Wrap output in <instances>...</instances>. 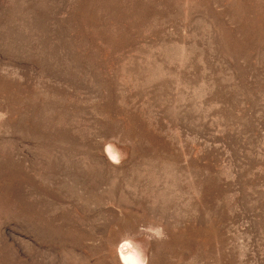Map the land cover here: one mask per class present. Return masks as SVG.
Masks as SVG:
<instances>
[{
    "label": "rangeland",
    "instance_id": "obj_1",
    "mask_svg": "<svg viewBox=\"0 0 264 264\" xmlns=\"http://www.w3.org/2000/svg\"><path fill=\"white\" fill-rule=\"evenodd\" d=\"M124 239L264 264V0H0V264Z\"/></svg>",
    "mask_w": 264,
    "mask_h": 264
},
{
    "label": "clouds",
    "instance_id": "obj_2",
    "mask_svg": "<svg viewBox=\"0 0 264 264\" xmlns=\"http://www.w3.org/2000/svg\"><path fill=\"white\" fill-rule=\"evenodd\" d=\"M109 159L114 164H119L121 162V157L119 155L109 153ZM148 232L150 233L147 237L149 240L153 237L161 240L166 239V234L162 227L149 228ZM120 247L125 249V252L120 254L121 264H149L146 251L139 241L124 239L121 241V244L118 245V250Z\"/></svg>",
    "mask_w": 264,
    "mask_h": 264
}]
</instances>
